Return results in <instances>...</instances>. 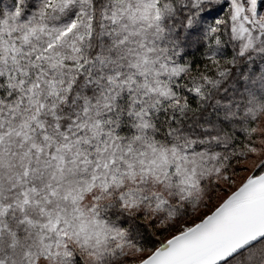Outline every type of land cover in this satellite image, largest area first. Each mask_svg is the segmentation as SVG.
Masks as SVG:
<instances>
[{"label":"snow or ice","instance_id":"1","mask_svg":"<svg viewBox=\"0 0 264 264\" xmlns=\"http://www.w3.org/2000/svg\"><path fill=\"white\" fill-rule=\"evenodd\" d=\"M0 264H264V0H0Z\"/></svg>","mask_w":264,"mask_h":264}]
</instances>
